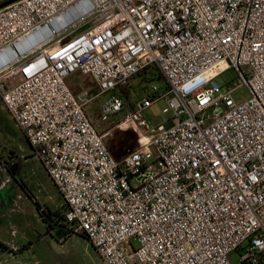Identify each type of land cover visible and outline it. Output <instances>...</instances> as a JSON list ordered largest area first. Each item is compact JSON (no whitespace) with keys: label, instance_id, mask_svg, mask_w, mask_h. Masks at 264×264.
<instances>
[{"label":"built area","instance_id":"obj_1","mask_svg":"<svg viewBox=\"0 0 264 264\" xmlns=\"http://www.w3.org/2000/svg\"><path fill=\"white\" fill-rule=\"evenodd\" d=\"M152 69L165 86L128 105L119 88ZM108 93L101 122L172 114L118 159L87 111ZM0 95L103 264H264V0L18 1L0 10Z\"/></svg>","mask_w":264,"mask_h":264},{"label":"rangeland","instance_id":"obj_2","mask_svg":"<svg viewBox=\"0 0 264 264\" xmlns=\"http://www.w3.org/2000/svg\"><path fill=\"white\" fill-rule=\"evenodd\" d=\"M237 76L236 71L231 69L218 81L224 86ZM148 77L143 73L119 88L125 94L128 105L145 98L152 81L165 86L164 80ZM15 78L18 79V76L2 80L11 84L15 83ZM77 82L96 94L90 76L78 74L68 78L74 93L81 90L75 86ZM110 96V93L100 96L87 107V111L94 118L98 129L106 134V145L118 159L143 146L152 136L151 131L156 130L172 114L164 113L167 103L162 100L128 126L117 127L123 113L107 123L99 119L102 106ZM233 97L239 102L250 98V94L243 86L233 92ZM15 164L19 166L18 172L11 175L6 169ZM66 210L59 189L36 159L32 147L12 119L0 95V264H103L97 250L80 233L60 240L56 238L46 218L50 215L55 218L56 214V220L64 218ZM134 243L138 246L137 241ZM231 260L237 263L239 255L232 254Z\"/></svg>","mask_w":264,"mask_h":264},{"label":"trees","instance_id":"obj_3","mask_svg":"<svg viewBox=\"0 0 264 264\" xmlns=\"http://www.w3.org/2000/svg\"><path fill=\"white\" fill-rule=\"evenodd\" d=\"M146 74V76L148 77H155V78H157V79H160V80H164V77H163V75H162V73L159 71V70H157V69H152V70H149V72H146L145 73ZM148 77V78H149ZM147 78V79H148ZM165 81V80H164ZM75 94H77L76 92H75ZM3 102V101H2ZM26 138V137H25ZM27 140V139H26ZM29 143V142H28ZM111 151V150H110ZM128 153V152H127ZM126 153V154H127ZM114 155V154H113ZM115 156V155H114ZM116 157V156H115ZM18 169H19V166L17 165V164H15V165H12L10 168H7L6 170L8 171V173H10L11 175H15V173H17L18 172ZM57 215V214H56ZM55 215V218L57 217ZM55 218H53V215H50L48 218H46V221L50 224V227H51V230H53L54 231V233L56 234V238H58L59 240L60 239H63V238H66V237H68V236H70L71 234H74V232H73V230L72 229H70L69 228V226L68 225H66L65 223H64V220H63V218H60V219H55ZM86 240H88L89 242H90V240H89V237L87 236V234L86 233H80ZM90 244H91V242H90ZM92 245V244H91ZM93 246V245H92ZM94 247V246H93ZM95 248V247H94ZM96 249V248H95Z\"/></svg>","mask_w":264,"mask_h":264},{"label":"water","instance_id":"obj_4","mask_svg":"<svg viewBox=\"0 0 264 264\" xmlns=\"http://www.w3.org/2000/svg\"><path fill=\"white\" fill-rule=\"evenodd\" d=\"M18 1H21V0H6L5 2L0 3V10L3 8H6V7L18 2ZM3 87H4V90H6L5 85Z\"/></svg>","mask_w":264,"mask_h":264}]
</instances>
